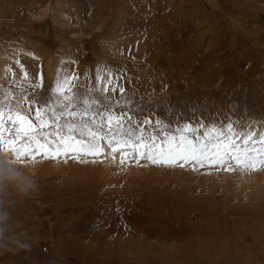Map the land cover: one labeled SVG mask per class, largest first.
<instances>
[{"label":"rangeland","instance_id":"374dc122","mask_svg":"<svg viewBox=\"0 0 264 264\" xmlns=\"http://www.w3.org/2000/svg\"><path fill=\"white\" fill-rule=\"evenodd\" d=\"M17 61L45 92L61 70H126L133 114L173 128L264 122V0H0V92ZM118 161L5 164L0 264H264V169Z\"/></svg>","mask_w":264,"mask_h":264},{"label":"snow or ice","instance_id":"6c2138e0","mask_svg":"<svg viewBox=\"0 0 264 264\" xmlns=\"http://www.w3.org/2000/svg\"><path fill=\"white\" fill-rule=\"evenodd\" d=\"M17 65L23 77L17 82L13 73L17 91L0 92V156L6 158L0 160V172L5 164H23L38 157L116 163L117 152L121 165L144 159L193 170L215 167L243 173L264 169L262 121L237 127L230 117L226 123L210 117L195 126L177 120L173 128L172 121L159 116L150 122L143 115V104L133 114L134 93L121 83L126 70L117 72L108 65L101 69L97 64L94 82L88 72L81 79L79 73L61 70L63 74L58 72L45 92L40 74L33 80L19 61ZM9 171L15 174L14 169Z\"/></svg>","mask_w":264,"mask_h":264},{"label":"clouds","instance_id":"9594fccd","mask_svg":"<svg viewBox=\"0 0 264 264\" xmlns=\"http://www.w3.org/2000/svg\"><path fill=\"white\" fill-rule=\"evenodd\" d=\"M36 189V183L34 179L28 175L24 174V179L21 182H17L16 191L23 197H27ZM12 226V217L9 211L0 210V240H2L6 233Z\"/></svg>","mask_w":264,"mask_h":264},{"label":"bare ground","instance_id":"6f19581e","mask_svg":"<svg viewBox=\"0 0 264 264\" xmlns=\"http://www.w3.org/2000/svg\"><path fill=\"white\" fill-rule=\"evenodd\" d=\"M226 175V174H225Z\"/></svg>","mask_w":264,"mask_h":264}]
</instances>
